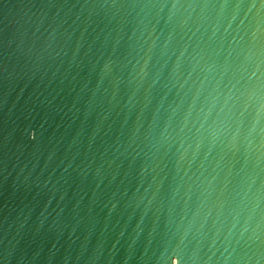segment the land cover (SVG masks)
Here are the masks:
<instances>
[{"label": "water", "instance_id": "1", "mask_svg": "<svg viewBox=\"0 0 264 264\" xmlns=\"http://www.w3.org/2000/svg\"><path fill=\"white\" fill-rule=\"evenodd\" d=\"M0 264H264V0H0Z\"/></svg>", "mask_w": 264, "mask_h": 264}]
</instances>
